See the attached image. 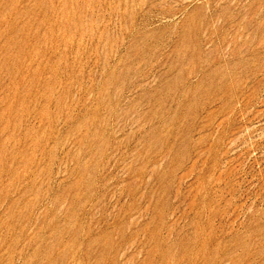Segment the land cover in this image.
<instances>
[{
    "label": "rangeland",
    "instance_id": "374dc122",
    "mask_svg": "<svg viewBox=\"0 0 264 264\" xmlns=\"http://www.w3.org/2000/svg\"><path fill=\"white\" fill-rule=\"evenodd\" d=\"M0 264H264V0H0Z\"/></svg>",
    "mask_w": 264,
    "mask_h": 264
}]
</instances>
